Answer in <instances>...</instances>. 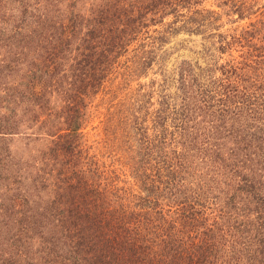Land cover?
<instances>
[{
	"label": "trees",
	"instance_id": "obj_1",
	"mask_svg": "<svg viewBox=\"0 0 264 264\" xmlns=\"http://www.w3.org/2000/svg\"><path fill=\"white\" fill-rule=\"evenodd\" d=\"M203 1L0 0V141L19 137L26 155L0 165L13 192L0 264H264V0H218L248 20L225 34ZM203 28L228 57L207 89L181 67L170 95L160 72L118 119L135 130L139 192L94 180L83 129L118 61L146 77L159 31ZM151 161L157 193L140 173Z\"/></svg>",
	"mask_w": 264,
	"mask_h": 264
},
{
	"label": "rangeland",
	"instance_id": "obj_2",
	"mask_svg": "<svg viewBox=\"0 0 264 264\" xmlns=\"http://www.w3.org/2000/svg\"><path fill=\"white\" fill-rule=\"evenodd\" d=\"M262 3L263 0H260L259 6ZM200 8L221 13L222 16L218 22L221 27L218 32H224V34L239 30L248 23V20H237L236 15H231L230 17L225 15L226 9L220 6V1L218 0H204ZM2 16H4V13L3 10H0V17ZM202 31L198 33L181 32L176 35H167L159 31L160 35H163L165 39L163 43L155 44L157 62L153 64L151 71L147 73L146 77L140 78L131 75L124 77L122 67L125 65L124 60H126V57L118 61L110 78L92 99L88 110L89 118L83 129V155H85L84 158H89L90 168L97 171L94 180L98 181L103 177L102 182H105V184H108L109 180L110 184L118 183L119 189L122 191L121 193L119 192V195H124L123 191L126 192L125 196L128 195L127 192H131L134 195L139 192L138 187L140 184L133 177L135 164L141 165V157L135 141V130L133 131L130 125L124 128L120 125L118 119L121 118L128 107V116L132 113L131 105L136 96H139V85L148 84L152 80H156V83L160 82L162 79L160 72L167 73L169 81L174 82L167 90L170 95L175 93L174 84L180 76L179 69L181 67H183L186 74L198 76L196 84L191 85L189 88L191 91L207 89L205 86L214 77V65L222 64L228 57L227 55L220 56L218 54L217 45L215 44L216 38L212 35L210 36V28H203ZM177 73L179 74L178 76ZM22 145L17 136H14V138L6 137L4 141H0V153H3V151L6 153L0 165L3 166L7 161V166L12 171L17 170L23 160L26 159V155H23ZM7 149L10 153L9 156L7 155ZM155 162L151 161L143 165V171L140 173L143 177L147 175L148 179L156 181L157 184L159 177L154 176ZM144 169L146 170L144 171ZM162 181H164L163 178L161 179ZM200 182L196 180L194 184L196 185ZM157 186L158 189L155 193L163 188V185L157 184ZM8 193H5L4 189H0L1 233L9 228L4 225L5 221L12 222L6 217L11 212L7 211L6 215L4 213V208L8 205L6 199L9 198L10 194H13V192ZM117 193L118 191H115L114 194ZM29 207V210L33 211V205H29ZM24 208H27V205ZM162 210L165 212L164 209Z\"/></svg>",
	"mask_w": 264,
	"mask_h": 264
}]
</instances>
